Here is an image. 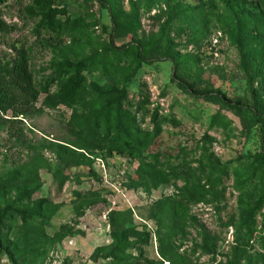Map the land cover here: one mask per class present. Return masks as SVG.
I'll return each mask as SVG.
<instances>
[{
    "label": "rangeland",
    "instance_id": "374dc122",
    "mask_svg": "<svg viewBox=\"0 0 264 264\" xmlns=\"http://www.w3.org/2000/svg\"><path fill=\"white\" fill-rule=\"evenodd\" d=\"M54 1L68 14L41 35L33 0L0 2L2 69L25 52L40 86L91 66L77 103L42 95L22 124L0 116V210L25 216L0 222L16 264H264V0H113L116 27L95 0ZM255 95L262 115L226 107ZM116 99L133 158L111 151ZM97 112L105 146L78 121ZM0 264L15 263L4 251Z\"/></svg>",
    "mask_w": 264,
    "mask_h": 264
},
{
    "label": "trees",
    "instance_id": "16d2710c",
    "mask_svg": "<svg viewBox=\"0 0 264 264\" xmlns=\"http://www.w3.org/2000/svg\"><path fill=\"white\" fill-rule=\"evenodd\" d=\"M2 0H0L1 2ZM100 3L102 7L107 9L111 15L114 27L118 23L120 16L119 10L115 1L113 0H95ZM231 6L240 5L244 2H250L255 6L260 5V0H225ZM24 14L32 20H38L35 27V32L38 35L43 33L56 32L60 23V17L68 14L64 7L57 6L54 0H33V2L24 8ZM238 15V28L242 27L244 23L241 20V12H237ZM12 26L8 24L2 15L0 10V41L7 37L13 30ZM127 46H121L116 48L117 51L125 50ZM91 71V66L86 61H80L76 64H69L65 71L60 72L59 75L66 77L65 82L57 83L58 78H52L49 82H46L40 86L35 84L33 80V74L30 70L28 58L25 52H21V55L15 61L14 65L10 69H2V60L0 57V116L4 123L8 124H22L19 120L21 116H24L37 108L42 95L46 96V101L50 107H56L60 105L71 106L77 103L81 97L84 85L87 79V72ZM56 86V90L52 91V87ZM259 96L255 95V102L251 105H242L240 103H232L227 101L226 107L234 111H241L247 109L254 115H262L261 108L257 105ZM116 109V122L120 134L124 137L122 141L111 140V151L116 152L119 155H127L129 157H136L138 155L139 146L135 140L127 138L126 134L128 130L136 131L135 121L130 114L126 113L119 102L115 100L113 105ZM113 108V107H111ZM10 115V117H8ZM8 117V118H7ZM104 115L101 112H97L92 117H85L78 120L81 124L84 136L90 142H94L101 146H105V139L107 135L101 131V122ZM67 153L74 154L75 151L69 148H63ZM16 216L25 219L24 213L21 211H14L10 207L0 210V222H4L7 219H12ZM254 214L246 217L237 226V231L241 234L243 227L245 229V235L248 239L252 237V231H250V221ZM3 235V230L0 228V252H6L13 263L16 264L15 256L9 247H6ZM141 263V262H140ZM149 264V261H147Z\"/></svg>",
    "mask_w": 264,
    "mask_h": 264
},
{
    "label": "built area",
    "instance_id": "2783aa9c",
    "mask_svg": "<svg viewBox=\"0 0 264 264\" xmlns=\"http://www.w3.org/2000/svg\"><path fill=\"white\" fill-rule=\"evenodd\" d=\"M247 1H252V0H247Z\"/></svg>",
    "mask_w": 264,
    "mask_h": 264
}]
</instances>
